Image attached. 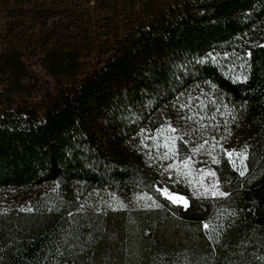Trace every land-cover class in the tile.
I'll list each match as a JSON object with an SVG mask.
<instances>
[{
  "label": "trees",
  "instance_id": "obj_1",
  "mask_svg": "<svg viewBox=\"0 0 264 264\" xmlns=\"http://www.w3.org/2000/svg\"><path fill=\"white\" fill-rule=\"evenodd\" d=\"M0 17V264H264V0H0ZM30 55L57 82L19 104ZM166 124L183 157L208 142L228 196L157 195L168 162L145 137Z\"/></svg>",
  "mask_w": 264,
  "mask_h": 264
},
{
  "label": "snow or ice",
  "instance_id": "obj_2",
  "mask_svg": "<svg viewBox=\"0 0 264 264\" xmlns=\"http://www.w3.org/2000/svg\"><path fill=\"white\" fill-rule=\"evenodd\" d=\"M250 55V53H249ZM237 79H241V77H237ZM242 79L246 80L247 77H243ZM183 95V93L181 94ZM196 101L199 103V107L201 109V111L205 110L208 106L204 105L202 101L199 100V97H189V102L187 104H180L181 108H189L191 109V107L193 106V101ZM196 115H199V112L196 113ZM181 119H186V120H190L192 119V117H184L181 116ZM215 119V117H208V116H204L202 117V119ZM167 129L170 133H172V135L169 136H165L163 129ZM143 131V130H142ZM158 133H160L159 136H146L145 139H152L154 141H157L153 147L160 149L163 148L164 151L163 153H161L160 155V159L162 160H173L174 163H169L166 165V170L168 172L169 178H172V172L175 171L176 174V181L175 182H179L180 179L182 178H189L187 179V182L189 183V185H192L193 183H196L195 178L193 177V172H192V158L191 156H186L183 159H180V152H179V145L177 143L178 140L182 141L183 137L177 135L178 133V129H176L175 127H173L171 124H166V125H162L161 128L156 130ZM163 141L162 143L159 141ZM213 140H215V138L213 137ZM144 141H141V144H143ZM207 141H204L203 144H200L197 148H194L193 151H199L200 148L204 147V144H207ZM219 146V145H218ZM246 147L244 150H241L239 152H236V150H224V154L228 157V163H230L234 168L236 166V160H240L241 162V166H243V161L247 156V152H246ZM209 155H211V153H209ZM235 155V159L233 158ZM151 159V157H149ZM179 160L178 163H175V161ZM213 163H220L219 160L216 159L215 156L212 157ZM246 167H244V170L240 171V176H244L245 175V171H246ZM202 176H212L215 177L216 173L215 171L212 170H207V169H200L199 173ZM219 181H215L214 184L208 186V187H204V181L203 179H201L198 182V186L200 188H203V192H197L195 189L193 190V195L194 196H203L204 194L211 192V195L213 197H226L229 194L225 191H221L219 188ZM157 192L158 196H162L165 200H167L168 202L174 204V205H178V206H182L183 208L187 209L189 207V201L188 199L183 196L180 195L178 193H175L173 191H170L168 189V187L166 186H154ZM153 205H155V207H161L162 205L157 203L156 200L152 201ZM84 206L81 205L80 208L82 209ZM121 208L124 207L123 204L120 205ZM29 211H31V209H27ZM72 214L69 213V216H71ZM203 228L204 229H208L209 228V224L204 223L203 224Z\"/></svg>",
  "mask_w": 264,
  "mask_h": 264
},
{
  "label": "rangeland",
  "instance_id": "obj_3",
  "mask_svg": "<svg viewBox=\"0 0 264 264\" xmlns=\"http://www.w3.org/2000/svg\"><path fill=\"white\" fill-rule=\"evenodd\" d=\"M6 30V26H5V21L0 17V48L3 45V36ZM28 63L32 69V71L34 72V75L37 79V87L36 90L33 91L32 94L30 95H24V96H20L17 98V103L22 104V103H31V102H38L40 99V95H43L42 93H44L45 90H51L54 88L57 80L52 78L47 71L43 68V64H42V57L40 55H30L28 56ZM106 60V57L100 55L99 53H93L92 55H90L89 57L85 58L83 60V65H84V72H91L94 69H98L101 64ZM3 85H4V79L2 77V75L0 74V91L3 89ZM164 132L165 136H169L172 135V133H170L167 129ZM230 150H236V152H239L242 150V148L240 147H232ZM189 156H191L192 158V172H193V177L195 178L196 183H193L192 185H189V183L187 182V179L189 178H182L179 180V182H175L176 181V174L175 171L172 172V178H169L168 172L167 170H165V176H164V186L168 187V189L170 191H173L175 193H178L180 195H183L187 198L186 195L172 190L171 186H178V187H188L189 190L191 191V193L193 194V190L195 189L197 192H203V188H200L198 186V182L203 179L204 181V187H208L212 184L215 183V181H217V177H212V176H202L199 173L200 169H207V170H212L210 162L206 159H201L198 157V152L193 151ZM180 159H183L184 157L180 154L179 156ZM235 159V155L233 157ZM167 164L169 163H174L173 160L169 159L167 160ZM179 160L175 161V163H178ZM237 168H242L241 166V162L240 160H236V166ZM220 188V187H219ZM221 190V189H220ZM203 196H212L211 192H208L206 194H204ZM19 198V197H18ZM16 199L15 203H18L19 207L22 208H30L31 203L26 199V198H22V199ZM147 199V198H146ZM188 199V198H187ZM189 201V200H188Z\"/></svg>",
  "mask_w": 264,
  "mask_h": 264
}]
</instances>
